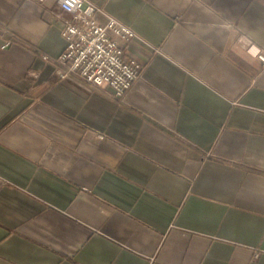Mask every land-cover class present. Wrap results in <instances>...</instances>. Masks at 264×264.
<instances>
[{
	"label": "crops",
	"instance_id": "crops-1",
	"mask_svg": "<svg viewBox=\"0 0 264 264\" xmlns=\"http://www.w3.org/2000/svg\"><path fill=\"white\" fill-rule=\"evenodd\" d=\"M88 1L121 98L57 74L58 0H0V264H264V0Z\"/></svg>",
	"mask_w": 264,
	"mask_h": 264
},
{
	"label": "built area",
	"instance_id": "built-area-1",
	"mask_svg": "<svg viewBox=\"0 0 264 264\" xmlns=\"http://www.w3.org/2000/svg\"><path fill=\"white\" fill-rule=\"evenodd\" d=\"M58 5L71 18L61 28L66 47L54 59L59 64L57 74L62 79L74 76L97 87H109L115 98L123 97L142 72V65L124 52L122 39L130 38L132 30L114 19L98 23V9L88 0H58ZM258 59L264 65V53Z\"/></svg>",
	"mask_w": 264,
	"mask_h": 264
}]
</instances>
